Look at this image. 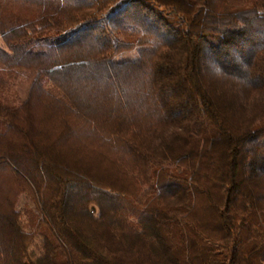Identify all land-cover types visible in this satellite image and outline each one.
<instances>
[{
  "label": "trees",
  "instance_id": "obj_1",
  "mask_svg": "<svg viewBox=\"0 0 264 264\" xmlns=\"http://www.w3.org/2000/svg\"><path fill=\"white\" fill-rule=\"evenodd\" d=\"M0 40V264H264V0H0Z\"/></svg>",
  "mask_w": 264,
  "mask_h": 264
},
{
  "label": "rangeland",
  "instance_id": "obj_2",
  "mask_svg": "<svg viewBox=\"0 0 264 264\" xmlns=\"http://www.w3.org/2000/svg\"><path fill=\"white\" fill-rule=\"evenodd\" d=\"M245 3L249 4L250 0H245ZM156 10L160 12V10L158 9ZM0 45H3L1 43V40H0ZM136 57H137V50L135 48L134 50L130 52H123V53L117 54V56H115L113 60L118 63V62H123V61L134 60L136 59ZM34 76H35V73L33 71H30V70L26 71V70H21V69L16 70L14 88H12L11 90L7 92H4L2 95L5 101H7L9 104H12V105H16L24 101L27 96L28 88L30 84L32 83ZM45 87L47 89H50L53 93L54 92L58 93L56 88L53 87L48 81H45Z\"/></svg>",
  "mask_w": 264,
  "mask_h": 264
}]
</instances>
